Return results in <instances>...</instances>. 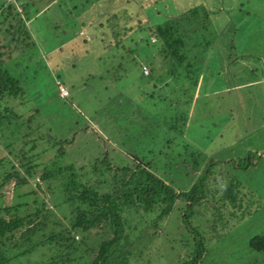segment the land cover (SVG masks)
<instances>
[{"label":"rangeland","instance_id":"rangeland-1","mask_svg":"<svg viewBox=\"0 0 264 264\" xmlns=\"http://www.w3.org/2000/svg\"><path fill=\"white\" fill-rule=\"evenodd\" d=\"M89 2L70 18L65 11L72 4L68 0H42L36 5L38 13L29 7L30 19L24 25L36 44L34 49L26 50L23 57L28 66L25 72H28L26 78L30 87L25 90V100L21 97L12 101L13 108L24 116H28L30 108L40 110L32 124L41 123L54 133L65 135L69 139L62 144L66 159L73 161L77 169L83 166L80 174H86L93 181L99 175L110 177L113 173H117L120 180L124 175L112 169L122 167L119 162H128L130 169L123 180L119 183L107 180V189L100 193L111 194L118 208H115L116 214L124 224L122 233H131V242L123 247L132 250L133 255L127 256L129 264H186L197 257L200 244L204 251L196 264H264V250L257 251L250 246L253 237L264 234V84L263 81L254 86L248 84L264 78L261 77L264 73V0ZM60 3L62 5L58 6ZM79 3L80 0H75L78 7ZM108 18L112 20L107 22ZM165 21L173 22L191 49L186 51L187 58L180 70L183 73L185 64L190 63L193 75L190 72L189 76L199 79L200 88L191 100V93L188 99L179 97L177 92L172 95V100L180 98L182 109L191 111L192 122L184 128L183 137L192 142L196 154L200 153L199 167L196 163L182 161L176 153L178 150L164 148L165 138L151 146L154 156L140 161L135 158L140 140L131 138L133 141H129L126 137L132 131L139 137V126L151 121L144 110L150 114L158 111L160 120L168 115L163 97L159 102L154 95L145 104L144 99L149 94L139 91L146 88L140 64L143 74L149 73L150 66L160 65L158 47L153 45L156 37L150 34L151 25H162ZM74 22H83L85 26L74 30V39L66 42L59 26L65 28ZM214 24L219 29H216L218 36L212 32ZM208 42L212 45L206 50ZM101 56L102 62L97 59ZM202 64L204 67L199 71ZM57 78L67 87L68 98H61L65 94L60 91L58 94ZM123 96L140 103L131 104L129 111L122 112L121 101L117 104L113 99ZM25 101L28 103L21 107L19 103ZM152 101L157 105H151ZM108 103L114 105L111 107ZM113 114L116 119L123 116L122 122L116 121ZM96 116L93 121L90 119ZM211 120L222 127L212 126ZM154 121L157 122V118ZM73 125H76L74 132L66 134V127ZM219 131L222 134H217ZM31 139H35V149L28 155L39 153L31 162L48 164L56 148L46 149L47 143L35 135L27 142ZM20 142L16 143L19 144L14 152L18 151ZM104 153L106 158L102 159ZM0 155L3 161L8 160L0 167V207L24 202V206L18 208L17 214L21 216L40 208L38 201L30 203L43 199L45 209L54 215L50 220L59 223L55 225L50 221L47 231L67 228L69 218L63 217L65 214L60 211L64 205L57 206L56 200L52 201L48 186L40 184L36 188L30 181L29 185L25 184L30 179L25 176L23 163L7 151ZM97 157L102 159V164L108 163L110 170L104 171L99 165L97 171H90V162ZM193 157L189 156L187 161ZM173 163H177L176 167ZM34 173L37 174L34 182L40 183L39 170ZM9 174L15 177L4 180ZM197 176L204 177L210 192L195 193L186 203L177 197L178 188L188 189ZM221 178L232 184L234 195L230 194L231 197L218 191ZM112 184L117 187L111 192ZM148 187L163 193L160 196L164 201L152 202L150 193L143 192L148 191ZM135 190H141L140 194ZM30 191L36 194L30 196L27 194ZM190 202L193 205L186 207ZM98 206L108 211L102 200L98 201ZM65 211L67 215L69 209ZM137 222L136 230L131 231L129 225ZM103 224L104 230L91 228L86 240L94 255L99 243L111 236L110 227ZM72 233L78 241L79 233ZM119 243L122 244V240ZM54 249L47 244L38 246L26 256H19L17 263L49 264Z\"/></svg>","mask_w":264,"mask_h":264},{"label":"trees","instance_id":"trees-1","mask_svg":"<svg viewBox=\"0 0 264 264\" xmlns=\"http://www.w3.org/2000/svg\"><path fill=\"white\" fill-rule=\"evenodd\" d=\"M41 1L42 0H13L7 2V0H0V153H2V151H7L12 158H18L19 161L23 163L21 166L24 168L25 176L30 179H27L25 184L29 185L30 181L36 188L41 186L40 184H46V186H48V190L53 194L52 201L55 199L57 206L60 204L64 205V208L60 206V208H62L60 211L61 214H65L63 217L69 218V226L67 228L58 229L56 232L47 231L46 227L50 221L55 225H59V223L54 219L50 220V217L53 218L54 215L49 210L45 209V202H43V199L34 200L30 203L33 205L39 202L40 208H34L33 211L21 216L17 214L18 208L24 206V202L15 203V205L12 206L8 205L0 207V264H23L22 262L17 263L20 259L19 256H26L32 252L33 249L38 246H44L45 244L51 245V248H55V254L53 257L49 258V264H63L62 262L64 261L67 262L66 264H129L127 256L129 257L133 255L132 250H124L123 247L131 242V233H122L124 224L116 214L118 208L115 207L114 198H111V194L105 192L104 194L100 193V190L105 191L107 189L105 187L107 180L110 179L112 183L113 181L119 183L123 180L130 169L128 162H125L124 164L119 162L118 165L120 164L122 167L117 166L112 169L115 170V173L120 171L121 175H124L120 180L119 176H116L117 173H113L110 177L107 175L106 177L99 175L97 179L93 181L92 178H89L86 174H80V170H84L83 166L77 169L75 168L73 161H68V159H66V151L62 147V144L69 142V139H66L65 135H63V138L62 135L54 133L50 127L45 128L41 123L39 125L32 124L33 120L36 119V117H39L35 114H39L40 110L30 108L31 110L28 116H24L19 114L20 112L16 111L11 104L12 101L20 100L21 97L25 100L27 93L25 90L30 87L26 78L28 72H25L28 66L25 65L23 53L26 50L34 49L36 43L24 24L30 19L29 16L31 11L29 10V7H33L31 10L38 13L40 10L36 5ZM61 1L62 0H58V2ZM68 1L70 3L72 2V4L65 9L68 14L67 18L73 17L74 15L76 16L79 8L82 9L83 6L90 3L89 0H80L78 7V5L75 4V0ZM57 5L61 6L62 4L60 3ZM42 12L44 13L45 11ZM203 12L205 13V16L207 15L206 17L208 20V14L205 11ZM110 20L112 19L108 18L107 22H110ZM172 24V21H165L162 25H151L152 32L150 34L156 37L153 45L158 47L157 57L158 60H160V65L157 67L150 66L149 73L143 74V65L140 64L141 75L145 79L146 88H143L142 90L139 89V91L140 94H149L148 98L144 99V103H149V101L152 100L151 98L156 95L158 96V99L156 100L159 102L162 101V99L166 101L164 109L168 112V115L162 117L160 120L158 118V111L150 114L148 110H144L146 115L150 116L151 123L147 122L140 125L138 130L136 129L139 137H136L137 134H134V131H132L130 135H126V137L129 141H133V139L140 140V143L136 145L138 148H136L137 155L135 157L140 161H145L147 156H154V150L151 149V146H154L157 140L160 141L165 138L163 140L164 148H174L178 150L176 153L178 156L182 157V161L184 160V162H187L186 164L196 163L195 166L199 167L197 160L200 158V153L198 152L196 154L194 152L196 149H194L192 142L188 138L183 137L185 134L184 128L192 122L191 111H187V109L184 108L182 109L179 100V97L182 96H186L188 99L187 95L189 93H191L190 100L192 99L193 95H195L200 88V86H198L199 79H197V77H192L193 73L189 70L191 69L190 63L185 64L184 74L181 71L183 70V67L181 66L187 58L186 51H190L191 49L186 44L184 34L182 32L179 33ZM83 26H85L83 22H74L67 24L65 28L60 25L59 28L61 27V31L67 42L74 39V30ZM216 29H218V27L214 24L212 32L213 34L216 32V36H218L219 29ZM113 36L116 38L117 34H114ZM210 45H212V43L208 42L206 50H208ZM26 58H28V56ZM30 59H33V54L30 56ZM97 59L101 62L103 61L102 56ZM203 67L202 64L199 71H201ZM190 72L192 73L191 76H189L191 74ZM57 80L58 83H56ZM55 85L58 89V94L59 86H62L67 92L66 96L61 98L69 97L67 87L59 78L55 80ZM147 88L148 91H146ZM176 92L177 94H180L178 97L179 99L176 98L172 100V95ZM160 97L163 98L161 99ZM120 101V105H122L121 107H124L122 112L129 111V108L132 107L130 106L131 104L135 106L136 103H140L137 99L131 100L124 96L123 98L114 97L113 99L114 103ZM27 103L28 101H25L24 103H19V105H26ZM114 103H108V105L112 107ZM151 103V105H157L156 102L152 101ZM115 107L116 106L112 109L114 110ZM96 118L97 116L91 117L90 119L93 121ZM122 118L116 119L114 116L116 121L121 120L122 122ZM156 118L157 122L154 121ZM125 120L127 121L128 118ZM211 124L217 128L222 127V125L215 124L212 120ZM75 126L76 125L66 127L65 133H73ZM143 130L146 133H144ZM49 134L52 135L49 137ZM217 134H222V132L219 131ZM32 135H35L38 139L44 140V142L47 143L46 149L56 148V154L48 159V164L44 165L41 163L36 164L33 161V163L31 162L30 159L33 160L36 158L35 155L39 154L28 155L29 152L35 149V139H31L27 142ZM131 138L133 139L131 140ZM150 139L151 141H149ZM18 140L19 142L21 141V146L17 152H14L15 148H17L16 146L19 144H16ZM28 144H31L30 147H27ZM121 144L123 143L121 142ZM142 144H147L149 146H142ZM190 154L195 157H193L192 160L187 161L188 157L191 156ZM84 157L88 159V157ZM103 158H106V153L102 155V159ZM3 159L4 157L0 155V167L1 164L8 161H3ZM102 159L98 157L94 158V160L90 162V171H97L99 165L103 166L104 171L110 170L108 163L104 162V164H102ZM173 164L176 167L177 163ZM186 164L182 163L183 166ZM37 170H39L37 178L40 180V183L34 182L33 180L37 175L34 172ZM10 177H15V174H9L7 177L4 176L3 179L8 180ZM197 177L188 189L178 188V198L187 203L198 193L210 192L209 187L205 185L204 177ZM230 185L232 184L227 182V180L225 182L224 179L221 178L218 191L224 194L225 197H231V195H234V188ZM52 187H54V190H52ZM116 187V185L112 184L109 191H114ZM135 192L140 194L141 190H135ZM143 192L150 193L152 196V202H157L159 200L164 201L160 196V194L163 193H160L158 190L154 192L148 187V191L144 190ZM27 194L31 196L36 193L30 191V193L28 192ZM199 199L200 197H198L197 200L195 199L196 203ZM99 200H102V202L107 205V212L100 209V206H98ZM192 205L193 203L190 202V205L186 204V207H191ZM66 208L69 209L67 215L65 211ZM163 214L165 213L163 212ZM103 222L110 227L111 236L107 239H103L99 243L98 252L94 255L92 253V247L86 244V240L91 228L99 227V230H104V224L101 225ZM137 224L138 222L127 227H129L131 231H135ZM127 227L125 226V228ZM72 231L79 233L80 239H78V241H75ZM121 240L122 244L119 243ZM26 244L27 246H25ZM250 246L257 251H263L264 234L253 237L250 240ZM203 251L204 248L200 244L197 251V257L186 264H196L197 261L201 259Z\"/></svg>","mask_w":264,"mask_h":264},{"label":"crops","instance_id":"crops-1","mask_svg":"<svg viewBox=\"0 0 264 264\" xmlns=\"http://www.w3.org/2000/svg\"><path fill=\"white\" fill-rule=\"evenodd\" d=\"M261 77H264V73H263V76H261ZM262 79V80H261ZM261 79H258V80H255V81H252V82H249L248 84H252L251 86H254V85H257V84H259L260 82H262L263 81V84H264V78H261ZM236 86H241V85H236ZM233 87H235V86H233Z\"/></svg>","mask_w":264,"mask_h":264},{"label":"built area","instance_id":"built-area-1","mask_svg":"<svg viewBox=\"0 0 264 264\" xmlns=\"http://www.w3.org/2000/svg\"><path fill=\"white\" fill-rule=\"evenodd\" d=\"M11 1L13 0H7V2H11ZM59 91H60V94L62 93V94H65L63 96H66L67 92L62 86H59Z\"/></svg>","mask_w":264,"mask_h":264}]
</instances>
